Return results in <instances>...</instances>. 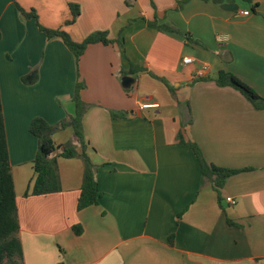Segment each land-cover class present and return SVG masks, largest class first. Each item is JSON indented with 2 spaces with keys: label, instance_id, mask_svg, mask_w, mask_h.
Listing matches in <instances>:
<instances>
[{
  "label": "crops",
  "instance_id": "obj_1",
  "mask_svg": "<svg viewBox=\"0 0 264 264\" xmlns=\"http://www.w3.org/2000/svg\"><path fill=\"white\" fill-rule=\"evenodd\" d=\"M256 3L228 12L212 0H0V91L24 264H264V109L215 81L230 73L264 99V0ZM71 5L80 8L72 24ZM38 24L76 43L106 32L114 44L77 60ZM132 65L145 71L129 75L136 83L125 90ZM35 67L39 81L24 84ZM78 81L99 186L98 205L82 211L79 159L58 158L61 193L26 196L39 146L30 124L74 116ZM182 131L207 162L242 172L221 189L203 184ZM53 140L79 145L72 128Z\"/></svg>",
  "mask_w": 264,
  "mask_h": 264
},
{
  "label": "trees",
  "instance_id": "obj_2",
  "mask_svg": "<svg viewBox=\"0 0 264 264\" xmlns=\"http://www.w3.org/2000/svg\"><path fill=\"white\" fill-rule=\"evenodd\" d=\"M217 4L227 2H242L253 4L252 9L256 11L258 3L256 0H212ZM16 7L25 14L28 18L37 20L36 12L26 14L24 10L15 2ZM73 19L69 22L74 23L80 15V8L76 5H71ZM40 30L51 39L60 37L67 48L75 55L76 59L85 53V51L93 45L114 44V41L108 38L106 32H96L89 35L82 43L74 42L71 37L61 30H50L38 24ZM157 27L156 24H151ZM160 30L177 33L178 31L172 27H158ZM2 33L0 31V41ZM117 44H121L120 40ZM145 71L142 66L132 65L128 75L137 76L140 72ZM39 68H33L26 76L22 78L24 84L34 85L39 81ZM216 83L221 87L230 86L240 91L251 103L258 109H264V99L261 98L249 85L227 72H220L216 78ZM87 85L84 81H78L74 90L73 101L75 104V115L68 116L57 125L49 124L45 119L37 117L32 120L29 131L38 139V153L33 162L35 178L30 193L26 196H47L62 192L61 177L58 165V158L64 159H79L82 161L83 179L80 190V196L77 204L78 211H82L91 206L98 205L99 186L97 181L98 167L94 165L87 153L88 143L84 139L83 132V117L88 110V104L82 99V94L86 90ZM115 116V115H113ZM192 124V119L188 121ZM72 128L75 138L79 145L71 142L64 145H56L53 136L56 132ZM180 144L190 148L196 155L202 175L203 184L206 180L211 181L216 189H221L225 185L228 178L236 175L242 170L227 169L217 167L214 164L207 162L204 158L201 149L196 143L185 141L183 131L179 134ZM30 194V195H29ZM20 220L19 210L17 205V196L10 164L9 148L6 135V126L4 120L1 91H0V264H24L23 247L20 238ZM74 231L77 235L81 234L82 229L75 227Z\"/></svg>",
  "mask_w": 264,
  "mask_h": 264
},
{
  "label": "water",
  "instance_id": "obj_3",
  "mask_svg": "<svg viewBox=\"0 0 264 264\" xmlns=\"http://www.w3.org/2000/svg\"><path fill=\"white\" fill-rule=\"evenodd\" d=\"M221 8L228 12H236L239 10V5L235 3L223 4ZM136 83V79L132 76L126 75L122 77V87L125 90H131Z\"/></svg>",
  "mask_w": 264,
  "mask_h": 264
},
{
  "label": "built area",
  "instance_id": "obj_4",
  "mask_svg": "<svg viewBox=\"0 0 264 264\" xmlns=\"http://www.w3.org/2000/svg\"><path fill=\"white\" fill-rule=\"evenodd\" d=\"M251 14H252L251 11H243V12H241V15L246 16V17L251 16ZM192 63H194V59L193 58L186 57V58L183 59V64H185V65H189V64H192ZM227 202L230 203L231 205H235L236 204V200L231 198V197L227 198Z\"/></svg>",
  "mask_w": 264,
  "mask_h": 264
}]
</instances>
